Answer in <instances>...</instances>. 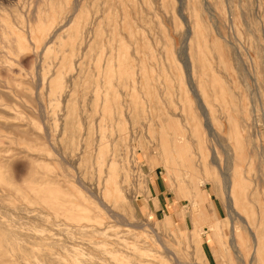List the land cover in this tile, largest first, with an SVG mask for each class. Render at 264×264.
<instances>
[{
	"label": "rangeland",
	"instance_id": "obj_1",
	"mask_svg": "<svg viewBox=\"0 0 264 264\" xmlns=\"http://www.w3.org/2000/svg\"><path fill=\"white\" fill-rule=\"evenodd\" d=\"M0 92V264H264V0H0Z\"/></svg>",
	"mask_w": 264,
	"mask_h": 264
},
{
	"label": "bare ground",
	"instance_id": "obj_2",
	"mask_svg": "<svg viewBox=\"0 0 264 264\" xmlns=\"http://www.w3.org/2000/svg\"><path fill=\"white\" fill-rule=\"evenodd\" d=\"M65 23V22H64ZM63 23V24H64ZM63 26V25H62ZM60 28V27H59ZM188 28V27H187ZM58 30V29H57ZM187 35V34H186ZM47 40V39H46ZM47 42V41H46ZM45 45V44H44ZM44 48V47H43ZM38 56H39V52H38ZM68 79V78H67ZM97 84V83H96ZM99 86V85H98ZM194 94L196 95V97L199 99V95L195 92V90L193 89ZM21 90V89H20ZM1 93V92H0ZM2 94V93H1ZM108 94V93H107ZM4 96V95H3ZM199 101V100H198ZM199 104V102H198ZM42 110V109H41ZM40 111V110H39ZM5 113V112H4ZM207 125V123H206ZM7 126V125H6ZM207 128L209 131H212L209 126L207 125ZM47 132V131H46ZM211 134V132H210ZM47 135V134H46ZM48 136V135H47ZM212 136V135H211ZM28 137V136H27ZM54 151V150H53ZM69 162V161H68ZM73 162V160H72ZM17 169V168H16ZM228 179V178H227ZM229 183V180H228ZM230 191L227 196V204H229L228 206L231 208L234 216L231 215L229 216L231 219V221H229V223H224L225 225H228L229 228V235L231 237L230 239V247L238 253V255H244V260L242 258H240V256L238 257V261L241 262L242 264H263L262 261V256H261V241H260V234L256 233L253 235V237H251L249 235L250 232H248V230H251V227L249 226V221L247 219H243L240 215V213L237 211V209H235V205H236V200L234 197V183L230 182ZM89 186V185H88ZM90 193V192H89ZM40 196V195H39ZM47 196V195H46ZM35 197V195H34ZM23 198V197H22ZM98 200V199H97ZM56 203V202H55ZM123 203V202H122ZM121 203V204H122ZM103 206V205H102ZM117 206V205H116ZM229 208V209H230ZM114 211V210H113ZM230 211V210H229ZM112 212V211H111ZM207 212V211H206ZM117 213V212H116ZM24 214V213H23ZM118 215V214H117ZM116 215V216H117ZM253 215V214H252ZM120 216V215H119ZM74 217L76 218V215H74ZM204 217L208 218V216H205V214L203 212L199 213V218L203 219ZM34 218V216H33ZM121 218V216H120ZM119 220V219H118ZM124 221V220H123ZM11 222V221H10ZM9 222V223H10ZM185 223V222H184ZM137 224V223H136ZM221 221L216 222L214 225H209L208 226V231L211 232L210 238L212 239V242L214 243L215 241H218V244L222 245V236L223 233L221 232L220 226H221ZM19 225V224H18ZM139 225V224H138ZM17 228V227H16ZM21 228V227H20ZM195 228V227H193ZM101 229V228H100ZM93 231V230H92ZM198 234V242H203V233L204 230L201 229H197L195 231ZM31 234V233H30ZM155 234V233H154ZM226 235V234H225ZM252 235V234H251ZM16 236V235H15ZM31 237V235H30ZM228 238V237H227ZM158 240V239H157ZM156 240V241H157ZM20 244V243H19ZM160 244V243H159ZM230 248V249H231ZM165 249V248H164ZM167 253V249L164 250ZM202 251V250H201ZM170 252V251H169ZM233 252V251H232ZM165 253V252H164ZM165 254V255H166ZM171 254V252H170ZM245 258H248L245 260ZM175 260V259H174ZM24 261V260H23ZM252 261V262H251ZM27 262V261H26ZM33 262V261H32ZM175 263V261L173 262ZM116 264H122L119 260L116 259ZM182 264V263H181ZM186 264V263H184Z\"/></svg>",
	"mask_w": 264,
	"mask_h": 264
},
{
	"label": "crops",
	"instance_id": "obj_3",
	"mask_svg": "<svg viewBox=\"0 0 264 264\" xmlns=\"http://www.w3.org/2000/svg\"><path fill=\"white\" fill-rule=\"evenodd\" d=\"M156 189H157V193L159 194V192H160V188H159V186L156 184Z\"/></svg>",
	"mask_w": 264,
	"mask_h": 264
}]
</instances>
